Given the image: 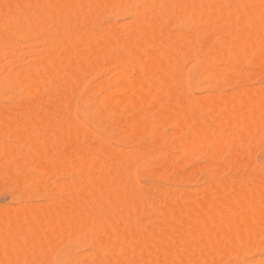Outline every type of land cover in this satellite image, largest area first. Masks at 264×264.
<instances>
[{
  "label": "bare ground",
  "instance_id": "1",
  "mask_svg": "<svg viewBox=\"0 0 264 264\" xmlns=\"http://www.w3.org/2000/svg\"><path fill=\"white\" fill-rule=\"evenodd\" d=\"M116 13L131 22L104 28L101 16ZM181 24L191 30L173 37L167 27ZM29 40L47 57L43 52L42 61L0 79L2 88L15 86L18 96L8 100L24 113L17 112L20 120L13 109L0 111V173L21 193L53 192L47 206L0 211V264H48L71 235L75 245L95 247L83 254L84 264H264L263 257L247 260L264 253V174L251 171L255 162L245 153L264 148V89L195 101L189 90L198 81L181 72L183 54L194 59L197 78L233 86L263 69L264 0H0L1 58L2 51L7 58L6 51L31 47ZM87 73L104 80L84 89L83 103L94 107L84 118L99 126L100 102L119 114L120 128L109 139L139 151L145 175L173 172L181 154L186 161L206 156L218 176L228 169L219 156L228 153L238 176L209 184L200 195H137L132 152L120 155L73 114L68 92L82 88ZM101 90L107 93L99 99ZM25 99L30 103L23 107ZM163 122L172 124L178 142L159 132ZM5 131L21 142L4 143ZM141 216L153 217L154 226H135ZM76 259L63 257L66 264Z\"/></svg>",
  "mask_w": 264,
  "mask_h": 264
},
{
  "label": "rangeland",
  "instance_id": "2",
  "mask_svg": "<svg viewBox=\"0 0 264 264\" xmlns=\"http://www.w3.org/2000/svg\"><path fill=\"white\" fill-rule=\"evenodd\" d=\"M104 15V14H103ZM102 15V16H103ZM110 15H112V14H110ZM101 16V24H102V22H103V26H104V28H106L105 27V25L106 26H109V27H111V26H114L113 24H118V23H124V25L125 26H123L124 28L126 27V25H128V22L130 21L131 22V17L129 16H127V15H120V14H117L116 13V16H115V14H114V16H109V14L106 16V14L102 17ZM112 17V18H111ZM128 21V22H127ZM109 23H111V24H109ZM123 24H120V25H117L116 27H120V26H122ZM182 26H183V24H181ZM170 27H167V29H170V31H169V33H171V35L173 36V35H175V34H177V36L182 32H186V31H184L185 29H187V31H189V30H191V29H189L188 28V25H186L187 27H185V24H184V26L183 27H185L183 30L181 29V28H183V27H180V29H179V26H172V25H169ZM101 27H102V25H101ZM122 27V28H123ZM108 28V27H107ZM117 28V29H118ZM121 27H120V29H122ZM177 28V29H176ZM189 29V30H188ZM181 31L180 33H179V31ZM168 31V30H167ZM177 31V32H176ZM175 33V34H174ZM170 35V36H171ZM171 36V37H172ZM173 37H175V36H173ZM198 40V39H197ZM197 40H196V42H197ZM200 41V40H199ZM198 41V42H199ZM30 42V43H29ZM195 42V43H196ZM198 42L196 43V45L198 44ZM25 43H27V41H25ZM34 43V42H33ZM31 44V40H29L28 41V43H27V45H30L31 47H29V46H27L26 44V46H27V48H25L23 45H21V47H22V50L20 49V48H16L14 51H12V53H10L9 51H6V55L8 56L7 58H6V56H5V51H2L1 52V54L3 55V58H1V55H0V79H2V78H6L8 75L9 76H11V74H12V72H14V73H16L19 69H21L20 70V72L21 71H23V68L22 67H24V65H25V68L28 66V65H30L31 64V61L33 62L34 60L35 61H38L39 62V60L42 58V56H40L39 54H41V55H43V52H44V55H43V57L45 56V59H46V57H47V54H45L46 52L45 51H36L35 49H39V47L40 46H42L41 44H40V46H39V44L38 43H36V41H35V45L36 46H34V44ZM22 44H24V42L22 43ZM38 44V45H37ZM34 46V48H32ZM31 48V49H30ZM42 48H44L43 46L41 47V49ZM25 49H27V50H25ZM30 49V50H29ZM35 50L34 51V54H33V50ZM18 50V51H17ZM32 50V51H31ZM43 50V49H42ZM9 52V53H8ZM37 52H40V53H37ZM112 52V54H115V55H117L118 54V52L117 51H111ZM116 52H117V54H116ZM191 52V51H190ZM8 53V54H7ZM111 54V55H112ZM10 55V56H9ZM34 57H38V58H34ZM39 55V56H38ZM183 55H185V54H183ZM183 55H181V57H182V59L183 58H185V59H183V60H185L187 63H185V61H183L182 62V66H181V72H183L184 71V73L182 74L183 76H185V77H188V78H190V79H192V80H195V79H197V81H198V86H196V87H192V88H190V90H189V95L190 94H192L193 95V100H195V101H197L196 99H198V100H203V98L205 97H207V96H209V98H211V96L213 97V98H215V97H219V95H220V98H224V96H226L225 98H229V97H231L230 95H233V92L232 91H234V93L235 94H238V92H240V93H242V92H244V90H245V92H246V90H251V91H253V90H255V89H257V91L258 90H263L264 89V68L263 69H260L259 71H257L255 74H256V76L254 77H252V75H255V74H249L248 72H246V70H248L249 71V69H246L245 71H244V73L246 72V74L247 75H250V77L249 76H247L246 77V81L244 82V84H240V85H237V86H233V85H228V84H226V83H224V81H222V80H206V79H202V78H197L196 76H195V74H194V70H193V66H194V64H195V62H194V59L193 58H191V56H187L186 57V55L183 57ZM5 56V57H4ZM113 56V55H112ZM110 57L111 56H109V59H110ZM114 57V56H113ZM113 57H111V59L110 60H112L113 59ZM191 59H190V58ZM11 58V59H10ZM108 58V57H107ZM14 59V60H13ZM44 59V60H45ZM109 59H107V60H109ZM190 59V60H189ZM15 61V62H13V64H9V63H12L11 61ZM106 60V61H107ZM192 60V61H191ZM40 61H42V60H40ZM108 62V61H107ZM185 63V64H184ZM225 63H227L226 61H225ZM224 62H222L221 64H224V66L222 65V67H228V64L226 65ZM12 65V66H11ZM27 65V66H26ZM250 65V64H249ZM249 65L247 64V66L249 67ZM246 66V67H247ZM21 67V68H20ZM247 67V68H248ZM24 68V69H25ZM183 68V69H182ZM20 72H17V73H20ZM13 73V74H14ZM12 74V75H13ZM88 74V75H87ZM87 74H83V75H81V77H82V79L80 78V82H81V80H84L83 81V83L81 82L78 86H80L81 87V85L83 86L82 88H79L78 86V88L77 89H74L75 91H73V92H75V94L73 93V92H70V93H72V96L69 94V92H68V95H69V97H71L70 99V102H72V104L71 103H69V104H71V105H73V114H74V116H75V118H76V120H79V122H81L84 126H85V128H88V130L89 131H91L90 133L92 134H95V136H96V138H98L97 136H99V138L101 139V137L102 138H104L105 139V142L107 143V145H114L113 147L115 148H117L118 150H123L122 152H120L119 154L121 155V153H125V151L127 152V154H129V152H132L133 154H135L136 156L138 155L137 154V152L139 153V151H137L135 148H134V150H132L133 149V147H131V146H129V147H131V148H129L128 146H126V145H124L123 143H121V144H118L119 142H116V141H114V140H110L109 139V136L110 135H112V134H115L118 130H119V128L120 127H118L119 125H118V119L120 118V117H118V115L116 114V115H112L111 114V112H110V107H108L107 105L106 106H104L103 104L104 103H102V102H100V103H98L97 104V108H101V111L103 112V116L101 117V119H100V125L99 126H94V125H92L90 122H88L85 118H84V114L85 113H89L90 111H91V109H93L94 107L93 106H91V105H87V104H85V103H83V95H84V89L86 88V87H93V85H96V83H100V81H102V79L104 80V74L103 75H101V76H99L100 78L101 77H103L102 79H100V78H98L96 75H94L93 73L91 74V73H87ZM245 74V75H246ZM93 75V76H92ZM106 75L108 76V74L106 73ZM105 75V77L107 78V76ZM110 76V75H109ZM108 76V79L110 80V77ZM84 78V79H83ZM247 78H250V79H247ZM260 80H259V79ZM108 80V81H109ZM110 82H111V80H110ZM208 82V83H207ZM214 82L215 83H217V87H215V89L213 88H209V86H211L210 84H214ZM93 85H92V84ZM201 84H203V86L201 85ZM97 86H98V84H97ZM96 86V87H97ZM225 86H227V87H225ZM15 89V91H13L14 89ZM216 88H218V89H216ZM246 88V89H245ZM261 88V89H260ZM200 89H201V91H200ZM17 89L15 88V86H9V87H5V88H2V86H0V111H1V113H4V111L5 112H7L6 110H8V111H11V113H13V112H15V114L16 115H18V113L17 112H19V110L20 109H18L17 107H16V110L14 109L15 107H13V105H14V103H16V101L14 102V101H12L11 99H9L8 100V98H14V97H16V96H18V92L16 91ZM240 90V91H239ZM241 90H242V92H241ZM79 91V92H78ZM77 92V93H76ZM106 91H104V90H101V91H99L97 94H96V97L98 98L99 97V99L100 98H102V96L104 95V93H105ZM221 92V93H220ZM237 92V93H236ZM244 92V93H245ZM248 92H250V91H248ZM11 93V94H10ZM107 93V92H106ZM63 94V93H62ZM65 95H66V97H64V98H66L65 100H67L68 98H67V93H64ZM222 94V95H221ZM228 94H229V96H228ZM65 95H62L61 97H60V95L58 96V97H60V98H62L63 99V96H65ZM191 95V96H192ZM216 95H218V96H216ZM76 98H75V97ZM190 96V97H191ZM203 96V97H202ZM215 96V97H214ZM228 96V97H227ZM75 99H74V98ZM204 98V99H205ZM208 98V97H207ZM74 100V101H73ZM28 99H25L24 101H22V102H24L23 103V107H25L26 105H25V102H27L28 103ZM21 101L19 102V104L20 103H22ZM81 102V103H80ZM18 103V102H17ZM26 103V104H27ZM29 103H30V101H29ZM28 103V104H29ZM21 105V104H20ZM17 106V105H16ZM19 106V105H18ZM22 106H20V107H22ZM12 107V108H11ZM6 108H8V109H6ZM9 108H10V110H9ZM2 109V110H1ZM6 109V110H5ZM14 111H13V110ZM63 109H65V107L63 106V107H61V111L63 110ZM79 109V110H78ZM4 110V111H3ZM107 110H109V113L107 114ZM13 111V112H12ZM65 111H66V109H65ZM64 110H63V112H65ZM81 111V112H80ZM125 111V110H124ZM123 111V112H124ZM126 111H128V110H126ZM21 113H22V111H20ZM20 112H19V114H20ZM83 112V113H82ZM122 112V113H123ZM130 113V112H129ZM128 113V114H129ZM127 114V113H126ZM125 114V112L123 113V115H126ZM127 114V115H128ZM131 114V113H130ZM129 114V115H130ZM20 115H22V116H24V113L23 114H20ZM106 115V116H105ZM19 116V115H18ZM111 116V117H110ZM120 116H122V114L120 115ZM153 117V115H151V114H149L146 118L147 119H151L152 117ZM20 117V116H19ZM19 117H17V119L16 120H18V118ZM109 117V118H108ZM23 118L24 117H20V120H23ZM107 118V119H106ZM19 120V121H20ZM19 121H18V123H19ZM104 121V122H103ZM108 121V122H107ZM21 122V121H20ZM103 123V124H102ZM115 123V124H114ZM167 122H163V123H161L160 124V127H159V132L160 133H162V135L164 134L165 136H167L172 142L173 141H175L176 142V140L178 139V137L176 136V137H174L175 135H174V127L172 126V124H166ZM111 125H113V127H111ZM117 126V127H116ZM163 126V127H162ZM104 129L106 130V131H104ZM172 129H174V130H172ZM115 130H117V131H115ZM25 131H27V130H25ZM25 131H23V134H25L24 136H26V133H27V136L26 137H28L29 136V132H25ZM100 131V132H99ZM103 131V132H102ZM171 131V132H170ZM6 132V131H5ZM5 132H3V135H2V138H3V141H4V143H9V142H6V141H13V143H14V141H18V139H20V138H15L14 137V134H13V136H12V134L11 133H5ZM25 132V133H24ZM115 132V133H114ZM173 132V133H172ZM4 133L6 134L5 136H4ZM168 133H170V134H168ZM92 134V135H93ZM12 137H11V136ZM10 137V138H9ZM23 137V136H22ZM25 137V138H26ZM31 137L32 136H29V139H31ZM14 138V139H13ZM24 138V137H23ZM33 138V137H32ZM103 139V140H104ZM109 139V140H108ZM32 140V139H31ZM19 142V141H18ZM18 142H15V143H18ZM20 142H21V139H20ZM114 142V143H113ZM177 142H178V140H177ZM12 143V142H11ZM109 143V144H108ZM105 145V144H104ZM252 147V148H251ZM250 147V149L248 148L247 150H246V147H245V149L244 150H246L245 151V153L247 154L248 152V154L250 155V157L252 158L251 160H253L254 162H255V167L251 170L252 172L253 171H255L256 173H258L259 171L262 173V174H264V148L263 147H259V146H251ZM120 148V149H119ZM258 148H259V150H258ZM116 149V150H117ZM243 149L241 150V152L242 153H244V151H243ZM118 150H117V152L116 153H118ZM249 150V151H248ZM252 150V151H251ZM136 152V153H134V152ZM131 153V155H132V158H133V156H134V160H133V162L131 163L132 165V167H131V169H132V171H133V174H134V177H135V179H136V182H137V186L135 185V187H136V189H138V191L137 190H135V193H137V195L138 194H140L139 192L141 191L142 193H144V194H142V196L143 195H145V197H143L144 199H146V200H148V198H151L150 196L148 197V194L149 195H151L152 196V194L155 192V191H158V190H160V191H162V192H165L166 194H168V195H170V194H172L171 196H174L175 194H174V192L175 193H177V192H179V190H180V192L181 193H185V194H183V195H185V196H187V194H196V195H200V193H203L204 194V192H206L207 191V189L209 188V187H211V186H213V185H217V183H222V181L224 180V179H227L228 180V178H230V177H232L233 175V177L234 178H236V176H238V175H236V174H238V173H236L235 171L233 172V170L234 169H236L237 168V162H234L233 160H229V159H232V158H230L231 156H229L228 155V153H224V154H222L221 155V157L219 156V164L220 165H224L223 167H226V171L223 173V174H221V175H215V171L212 169V167L209 165L210 164V161L208 160V158L206 157V156H204V155H202V156H194V157H192V158H190V159H188L187 161L186 160H184V159H187V158H184V159H182L183 157H182V155L180 154L179 155V158L180 159H177V161L175 162V167H174V169H173V172L172 171H166V172H159V173H155V172H151V173H147V175H145V173H143V172H141V161H139V160H141V159H138L139 157H140V155H141V153H139L140 155H138V157H137V159L135 158L136 156L135 155H133ZM119 154H117V155H119ZM231 155V154H230ZM185 157V156H184ZM141 158V157H140ZM202 158V159H201ZM221 158V159H220ZM228 158V159H227ZM227 159V160H226ZM137 160V161H136ZM139 161V162H138ZM185 161V162H184ZM191 163H190V162ZM207 161H209V162H207ZM234 163H232V162ZM230 162V163H229ZM134 163H136V165L134 164ZM154 163L155 164H157L158 162L157 161H154ZM185 163V164H184ZM208 165H207V164ZM224 163V164H223ZM235 163H236V165H235ZM133 164H134V166H133ZM182 164V165H181ZM231 164V165H230ZM233 165H235L236 166V168L233 166ZM234 167V169H233V167ZM204 167H206V168H204ZM231 167V168H230ZM239 168V167H238ZM202 169V170H201ZM229 169L230 170H232L231 172L229 171ZM178 170V171H177ZM176 171V172H175ZM194 171V172H193ZM250 171V172H251ZM255 172H253L254 174H256ZM259 172V173H260ZM154 173V174H153ZM165 173H167V174H165ZM213 175H212V174ZM235 173V174H234ZM165 174V175H164ZM232 176H231V175ZM153 175V176H152ZM155 175V176H154ZM161 175V176H160ZM181 175V176H180ZM186 175V176H185ZM230 176V177H229ZM159 177V178H158ZM180 177H182V178H180ZM158 178V179H157ZM169 178V179H168ZM175 178V179H174ZM5 179V180H4ZM9 180V181H8ZM172 180V181H171ZM191 182V183H190ZM224 182V181H223ZM209 184H211V186L209 185ZM11 185V186H10ZM155 186V187H154ZM203 186V187H202ZM16 187H18L19 188V186H16L15 184H13V182H11V180L9 179V178H7L6 176H4V174H1L0 173V211H3V212H6L7 213V209H8V207L10 208V207H14V211H13V208H11V210H9L8 212L10 213V212H15L17 209L19 210L20 208H22V207H24V208H22V209H33V207L35 208H37V207H42V205L44 204V203H46V204H49L50 202H49V200H48V198H47V196H50L51 194H52V192H53V190H52V188H47V189H41V190H29V192H22L21 193V191H20V189H17ZM135 187H134V189H135ZM12 189H13V191H12ZM202 189V190H201ZM51 190H52V192H51ZM40 191V192H39ZM137 191V192H136ZM154 191V192H153ZM43 192V193H42ZM40 193V194H39ZM31 194V195H30ZM35 194V195H34ZM174 194V195H173ZM45 195V196H44ZM29 196V197H28ZM32 196V197H31ZM141 196V195H140ZM141 196V197H142ZM192 196H194V195H192ZM17 197H19V198H17ZM31 197V198H30ZM148 197V198H147ZM30 199V200H29ZM16 200V201H15ZM16 205H17V209L15 208L16 207ZM23 205V206H22ZM31 206V208H30V206ZM35 205V206H34ZM21 206V207H20ZM44 206H47V205H45L44 204ZM20 207V208H19ZM3 209V210H2ZM151 212V211H150ZM153 215V214H152ZM149 216H151L150 214H149ZM149 216H146V217H144L143 216V218H142V216L140 217V219H138V222H136L137 220H135V219H133V220H135V222H134V225L136 226V224L137 223H139V224H137V226L139 225H141V227L143 226L145 229H149V226H152V223H153V226H154V224H155V222H153L152 221V218L151 217H149ZM147 217H149V218H147ZM139 218V217H138ZM147 218V219H146ZM137 219V218H136ZM132 220V221H133ZM131 221V223L133 224V222ZM150 221V222H149ZM138 226V227H139ZM152 226V227H153ZM151 228V227H150ZM65 239H66V241H65ZM64 239V241L63 240H61L60 242L62 243V241L64 242V243H59L58 245H59V247H57V244H56V247H57V249L55 248V249H53V251H52V254H51V259L49 260V262L50 263H48V264H57V262L59 261V260H61V259H63V257L64 256H68V257H73V258H75L76 259V257H77V259H76V261H77V263L78 264H84V263H87L88 261V257H87V255H83L84 253L86 254V253H90V251L92 250V251H94L95 250V247H93V246H91V245H89V244H84V243H81V244H78V245H75V242H74V239L72 238V235L70 236V237H68V239L67 238H65ZM74 242V243H73ZM58 243V242H57ZM72 243V244H71ZM61 244V245H60ZM82 244H83V246H82ZM81 246V247H80ZM78 247H80V250H79V248ZM69 249V250H68ZM87 251V252H86ZM156 253H158V251L156 252ZM251 254V253H250ZM60 255V256H59ZM82 255V256H81ZM249 255V254H248ZM248 255H246V256H248ZM59 256V257H58ZM85 256V257H84ZM261 256V257H260ZM84 257V258H83ZM263 257V259H264V253H259V254H257V253H254V254H252V255H249V258L247 259L248 261H252V260H256V259H260V260H262L261 258ZM58 258V259H57ZM83 258V259H82ZM83 260V261H82Z\"/></svg>",
  "mask_w": 264,
  "mask_h": 264
},
{
  "label": "snow or ice",
  "instance_id": "3",
  "mask_svg": "<svg viewBox=\"0 0 264 264\" xmlns=\"http://www.w3.org/2000/svg\"><path fill=\"white\" fill-rule=\"evenodd\" d=\"M57 264H66V262H65L63 259H61V260H59V261L57 262Z\"/></svg>",
  "mask_w": 264,
  "mask_h": 264
}]
</instances>
